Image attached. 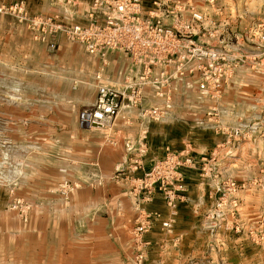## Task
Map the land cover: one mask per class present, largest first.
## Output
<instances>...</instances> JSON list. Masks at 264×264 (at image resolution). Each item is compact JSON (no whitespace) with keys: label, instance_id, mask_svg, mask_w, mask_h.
<instances>
[{"label":"rangeland","instance_id":"rangeland-1","mask_svg":"<svg viewBox=\"0 0 264 264\" xmlns=\"http://www.w3.org/2000/svg\"><path fill=\"white\" fill-rule=\"evenodd\" d=\"M180 1L208 16L196 37L218 55L220 95L173 100L159 83L164 109L141 120L182 118L190 139L148 168L146 140L127 139L108 188L76 125L94 106L49 66L91 0L86 19L84 0H0V264H264V0ZM154 194L164 213L145 208Z\"/></svg>","mask_w":264,"mask_h":264},{"label":"built area","instance_id":"built-area-1","mask_svg":"<svg viewBox=\"0 0 264 264\" xmlns=\"http://www.w3.org/2000/svg\"><path fill=\"white\" fill-rule=\"evenodd\" d=\"M213 4L214 0H205ZM92 10L87 27L74 26L63 31L71 42L81 44L88 55L101 60L95 79L99 81L102 69L106 66L108 52H120L126 56L133 68L132 77L126 83L125 91H117L107 86H98L94 111L88 115V124L102 127L119 112L123 100L138 104L142 88L151 86L158 97L166 94L158 90L159 83L180 80L190 91L198 92L208 98L220 95V61L215 49L197 40V34L206 30L207 14L197 11L192 4L180 0H156L154 5L159 12L171 19L170 25L142 17L141 0H91ZM40 23V22H34ZM56 30L61 31L59 27ZM264 40V37L261 38ZM49 49L55 50L54 44ZM172 67V74L160 71L152 77L154 67ZM127 91L129 94H127ZM158 115L155 108H141V116ZM142 140L136 144L128 143L131 151L141 147ZM168 156L162 162H172ZM187 162L189 159H185ZM159 168V163L154 169ZM171 205V204H170ZM167 226V223L164 224Z\"/></svg>","mask_w":264,"mask_h":264},{"label":"crops","instance_id":"crops-1","mask_svg":"<svg viewBox=\"0 0 264 264\" xmlns=\"http://www.w3.org/2000/svg\"><path fill=\"white\" fill-rule=\"evenodd\" d=\"M154 1L156 0H141L142 17L150 18L151 13H153L154 21L158 20L163 25H170V16H163L154 5ZM84 2V8L78 11V15L86 19L90 0H84ZM208 31L210 34V30ZM105 60L106 66L103 67L100 79L97 81L95 76L101 66V60L96 56L85 53L84 49L78 44L61 43L49 66L55 70L53 72L55 82L67 84V89L71 93H75L77 98H82L81 100L84 99V96L87 97L85 103L77 102V105L93 108L98 86H107L122 92L125 91L126 83L132 77L131 70L133 66L130 60L120 52H108L105 55ZM172 70L170 66L164 69L154 67L152 77L158 76L160 71H164L167 75H170L172 74ZM166 85L165 92H168L170 99H195L194 95H192V92L195 91L188 90L180 80L169 81ZM127 94H129L128 91ZM163 100L162 97H157L154 88L145 86L142 88L138 104L129 103L128 100L124 99L118 114L102 127H92L89 125L87 128H83V113L81 114V120L76 124L77 130L86 133V146L91 148L95 162L102 163V168H97L96 171L100 172L101 176L105 175V183H111L107 185L108 188L115 187L111 179L116 169L123 165L125 167L127 165L125 163L129 161H127L124 148L127 139L132 143H136L139 139L146 140V155L141 159L142 164L146 168L150 166L152 161L163 155L166 150H180L185 141L190 139L188 131L191 128L182 118L164 117L158 122L150 123L141 120V108H144L143 105L147 108L156 107L163 110ZM197 109L199 110V106ZM91 110L87 112H91ZM170 113L176 114L175 111L174 113L170 111ZM92 176L93 174L90 172L85 174V177ZM109 193H111L110 189ZM185 198L186 200L189 199L187 193ZM182 200L178 204V219L181 220L184 218L189 201ZM145 208L153 212L164 213V204L161 196L154 194L152 202L146 204Z\"/></svg>","mask_w":264,"mask_h":264},{"label":"water","instance_id":"water-1","mask_svg":"<svg viewBox=\"0 0 264 264\" xmlns=\"http://www.w3.org/2000/svg\"><path fill=\"white\" fill-rule=\"evenodd\" d=\"M87 120H88V115L87 114H83L82 115V126H83V128H87L89 126ZM93 126L94 125H92V127Z\"/></svg>","mask_w":264,"mask_h":264}]
</instances>
